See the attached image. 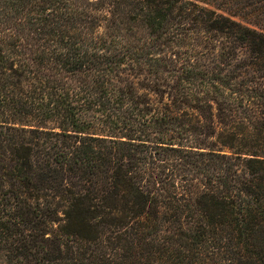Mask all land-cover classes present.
Listing matches in <instances>:
<instances>
[{
	"label": "trees",
	"instance_id": "1",
	"mask_svg": "<svg viewBox=\"0 0 264 264\" xmlns=\"http://www.w3.org/2000/svg\"><path fill=\"white\" fill-rule=\"evenodd\" d=\"M0 264H264V30L0 0Z\"/></svg>",
	"mask_w": 264,
	"mask_h": 264
},
{
	"label": "rangeland",
	"instance_id": "2",
	"mask_svg": "<svg viewBox=\"0 0 264 264\" xmlns=\"http://www.w3.org/2000/svg\"><path fill=\"white\" fill-rule=\"evenodd\" d=\"M218 13L230 15L236 21L264 30V0H202Z\"/></svg>",
	"mask_w": 264,
	"mask_h": 264
}]
</instances>
